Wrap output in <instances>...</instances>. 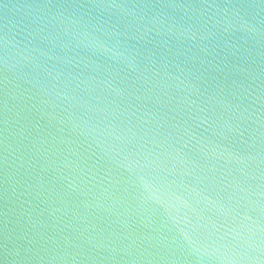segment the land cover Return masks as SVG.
Wrapping results in <instances>:
<instances>
[{
    "label": "water",
    "instance_id": "95a60500",
    "mask_svg": "<svg viewBox=\"0 0 264 264\" xmlns=\"http://www.w3.org/2000/svg\"><path fill=\"white\" fill-rule=\"evenodd\" d=\"M0 264H264V0H0Z\"/></svg>",
    "mask_w": 264,
    "mask_h": 264
}]
</instances>
